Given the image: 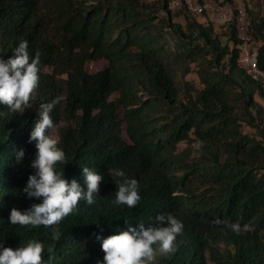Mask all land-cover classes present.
Returning <instances> with one entry per match:
<instances>
[{"label": "trees", "instance_id": "trees-1", "mask_svg": "<svg viewBox=\"0 0 264 264\" xmlns=\"http://www.w3.org/2000/svg\"><path fill=\"white\" fill-rule=\"evenodd\" d=\"M252 1L259 10L247 13L264 68V0L245 4ZM177 9L170 0H0V58L22 40L30 58L40 53L30 106L14 113L0 104L4 247L34 240L44 246L43 264H97L105 254L96 235L148 227L171 213L184 225L177 251L154 264H264V83L241 65L236 19L217 28L185 5ZM98 60L105 66L89 71ZM57 96L65 99L50 115L63 124L57 141L67 164L56 170L85 188L83 167L103 180L94 204L81 200L53 226L61 232L53 240L52 227L11 225L9 216L42 202L23 191L36 171L29 137L40 105ZM113 169L138 181L136 207L113 203ZM237 221L250 231L235 234L228 224Z\"/></svg>", "mask_w": 264, "mask_h": 264}, {"label": "clouds", "instance_id": "clouds-1", "mask_svg": "<svg viewBox=\"0 0 264 264\" xmlns=\"http://www.w3.org/2000/svg\"><path fill=\"white\" fill-rule=\"evenodd\" d=\"M28 48V41L22 40L13 50L12 57L7 60L0 58V104L14 113L23 112L30 106V98L39 84L40 53L30 58ZM64 99L57 96L50 103L40 105L29 137V142H36L35 159L31 162L36 171L29 175L23 191L29 199H42V202L33 203L24 211L13 207L9 216L11 225L52 227L53 240H59L61 236L59 228L53 226H58L65 217L78 211L81 200L88 205L94 204L103 180L102 174L83 167L85 188L76 179L69 182L64 173L55 168L57 163L67 164L66 155L58 147V141L47 132L54 127L50 113ZM24 156L25 151L20 149L16 153L17 162ZM110 173L117 185L113 203L136 207L141 200L138 181L129 178L123 169H113ZM215 223L226 222L216 220ZM228 227L237 235L250 231L248 224L241 225L239 221L228 224ZM183 228L182 221L168 213L157 215L155 224L148 227L141 222L138 227L130 224L128 230L107 238L96 235V239L102 241L101 250L105 254L97 264H154L157 251L165 255L177 251L175 240ZM154 245L158 247L154 249ZM48 251L51 253L52 249ZM43 252V244L34 240L15 249L0 243V264H43Z\"/></svg>", "mask_w": 264, "mask_h": 264}, {"label": "built area", "instance_id": "built-area-1", "mask_svg": "<svg viewBox=\"0 0 264 264\" xmlns=\"http://www.w3.org/2000/svg\"><path fill=\"white\" fill-rule=\"evenodd\" d=\"M226 5L230 7L231 0H223ZM172 7L179 8L185 5L188 10L195 16L203 15L213 9L212 0H170ZM237 20L238 30H242L244 34L240 33L243 39L241 65L248 69L251 76L255 80H260L264 83V68H261L257 60V48L253 47L252 42L254 37L251 33V25L247 10L244 7L238 8L236 16L231 20Z\"/></svg>", "mask_w": 264, "mask_h": 264}, {"label": "rangeland", "instance_id": "rangeland-1", "mask_svg": "<svg viewBox=\"0 0 264 264\" xmlns=\"http://www.w3.org/2000/svg\"><path fill=\"white\" fill-rule=\"evenodd\" d=\"M149 1H153V0H149ZM212 1H213V9L210 10L209 12L204 13L203 15L197 16V18L200 21L211 20L212 22H214L217 28H220L227 21L235 17L238 8L244 7L246 10L247 8L248 10L249 9L254 10V11L259 10L257 3L253 1L249 3V6H247V4H245V0H231L229 2V5L231 8H229L223 0H212ZM170 7L172 8L173 11H176V12L178 11V9L175 7H172L171 4H170ZM176 20L179 22H183V17L181 15H178L176 17ZM239 32L244 34L242 30H239ZM251 45H253V47L258 48L260 45V42L254 39ZM104 66H105V62L102 60L89 61L87 63V68L89 71H96V70L102 69ZM260 101L264 106V100L260 99ZM62 125H63L62 123L57 124L51 129L50 136L52 138L58 140L59 129ZM249 130L250 129L244 124V131L249 132ZM123 135L124 137H127L125 131L123 132ZM193 145L197 147L198 143L195 142ZM160 254L161 253L157 251L155 257H157Z\"/></svg>", "mask_w": 264, "mask_h": 264}]
</instances>
